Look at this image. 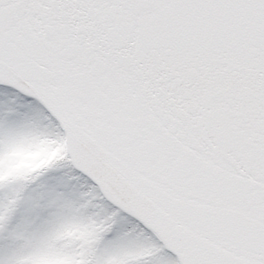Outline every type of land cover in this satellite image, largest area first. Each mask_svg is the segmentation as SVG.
Wrapping results in <instances>:
<instances>
[{
    "label": "snow or ice",
    "instance_id": "obj_1",
    "mask_svg": "<svg viewBox=\"0 0 264 264\" xmlns=\"http://www.w3.org/2000/svg\"><path fill=\"white\" fill-rule=\"evenodd\" d=\"M0 264H264V0H0Z\"/></svg>",
    "mask_w": 264,
    "mask_h": 264
}]
</instances>
